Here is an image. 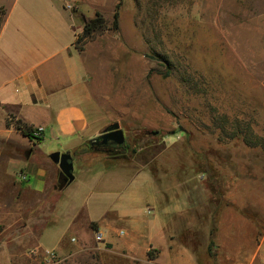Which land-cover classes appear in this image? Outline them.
I'll use <instances>...</instances> for the list:
<instances>
[{
  "label": "rangeland",
  "instance_id": "1",
  "mask_svg": "<svg viewBox=\"0 0 264 264\" xmlns=\"http://www.w3.org/2000/svg\"><path fill=\"white\" fill-rule=\"evenodd\" d=\"M63 1L52 0L57 7ZM94 1L106 13L113 0ZM119 1L135 30L109 29L113 51L85 65L96 66L106 96L102 130L118 122L124 132L121 155L103 149L72 155L74 179L58 187L50 155L77 147L66 149L51 135L32 140L34 149L19 135L0 139L1 153L27 160L21 169L10 164L16 186L0 181V264H145L121 251L128 240L140 252L144 237L158 229L147 212L157 177L162 187L216 190L236 183L240 195L254 185L264 200V0ZM93 6L84 0L78 9H63L91 16ZM9 68L0 55V70ZM42 176L43 193L25 189ZM46 251L55 258L48 260ZM148 252L154 254L150 248L147 261Z\"/></svg>",
  "mask_w": 264,
  "mask_h": 264
},
{
  "label": "crops",
  "instance_id": "2",
  "mask_svg": "<svg viewBox=\"0 0 264 264\" xmlns=\"http://www.w3.org/2000/svg\"><path fill=\"white\" fill-rule=\"evenodd\" d=\"M83 1L74 0L75 9ZM117 2L113 0L105 13L101 2L93 0L91 16L66 14L63 5L57 7L52 0H13L10 8L0 5V55L10 64L9 69L0 70V139L7 141L19 135L24 146L36 147L15 128L17 120L33 128L42 127V140L49 135L62 138L66 149H75L88 141L89 135L93 138L105 130L101 119L106 96L98 87L96 66L88 69L85 61L96 65V57L113 51L111 43L106 42L111 31L85 43L83 50H78L74 42L85 19L95 11L101 12L110 25ZM12 17L15 22L6 30ZM118 21V33L135 30L122 9ZM103 64L101 61L100 66ZM97 124V129L92 128ZM15 155L0 152V181H8L13 187L18 178L11 165L19 163L21 169L27 162ZM50 168L55 183L60 170L58 166ZM89 175L92 178L93 174ZM155 180L158 187L154 207L147 212L151 211L152 223L158 229L151 238L144 237L140 252L125 240L122 255L145 264H264V209L257 207V202L264 204V200L256 198L261 194L254 185L240 195L236 183L212 190L192 188L190 183L182 188L162 187L158 177ZM40 181L26 184L25 189L43 193L44 176ZM87 220L101 222L91 217ZM150 248L154 254L147 261Z\"/></svg>",
  "mask_w": 264,
  "mask_h": 264
},
{
  "label": "water",
  "instance_id": "3",
  "mask_svg": "<svg viewBox=\"0 0 264 264\" xmlns=\"http://www.w3.org/2000/svg\"><path fill=\"white\" fill-rule=\"evenodd\" d=\"M151 58L157 59L154 56H151ZM154 133L156 134L157 131H155ZM97 142H100L102 145H105L110 142L115 146H122L125 143V135L123 130L120 128L119 123L114 122L110 124L105 128L102 133L89 139L87 143L79 145L73 151V153H70L69 151L60 153L57 151L50 155L51 161L57 164L59 167V179L62 181L63 185H66L68 182L74 179L72 155L78 154L83 149H90L93 144ZM113 155H116V153Z\"/></svg>",
  "mask_w": 264,
  "mask_h": 264
},
{
  "label": "trees",
  "instance_id": "4",
  "mask_svg": "<svg viewBox=\"0 0 264 264\" xmlns=\"http://www.w3.org/2000/svg\"><path fill=\"white\" fill-rule=\"evenodd\" d=\"M119 7L120 1L115 5L113 12V19L111 25L108 26L104 16L99 12L95 11L93 16L85 19L81 33L76 36L74 45L78 50H83L85 43L92 40L97 34L103 33L106 30H118L119 28ZM8 123V122H7ZM15 128L18 129L23 135L27 136L30 140H36L40 142L42 138L34 135V128L21 123L20 120L15 121ZM123 146V145H122ZM84 150V149H83ZM58 187H63V183L60 179L57 182ZM149 254V259H152V255Z\"/></svg>",
  "mask_w": 264,
  "mask_h": 264
},
{
  "label": "built area",
  "instance_id": "5",
  "mask_svg": "<svg viewBox=\"0 0 264 264\" xmlns=\"http://www.w3.org/2000/svg\"><path fill=\"white\" fill-rule=\"evenodd\" d=\"M63 6L66 9H73L75 7L74 4V0H65ZM43 130L42 127H36L34 128V135L39 136L41 131ZM19 177L21 179H26V175L25 174H20L19 173ZM119 234H123V231H120ZM94 235L97 239H102L103 238V233L100 230H95L94 231ZM46 258L49 259H53L55 258V254L52 251H46Z\"/></svg>",
  "mask_w": 264,
  "mask_h": 264
},
{
  "label": "flooded vegetation",
  "instance_id": "6",
  "mask_svg": "<svg viewBox=\"0 0 264 264\" xmlns=\"http://www.w3.org/2000/svg\"><path fill=\"white\" fill-rule=\"evenodd\" d=\"M121 147L122 146H115L114 144L108 142L105 145H102L100 142L94 143L93 146L90 149H103L104 151L115 154L121 155Z\"/></svg>",
  "mask_w": 264,
  "mask_h": 264
}]
</instances>
